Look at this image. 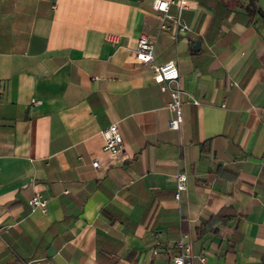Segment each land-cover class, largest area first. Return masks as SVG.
<instances>
[{"label":"crops","instance_id":"0c3cea01","mask_svg":"<svg viewBox=\"0 0 264 264\" xmlns=\"http://www.w3.org/2000/svg\"><path fill=\"white\" fill-rule=\"evenodd\" d=\"M152 2L0 0V264H167L181 232L207 264H264V0H176L186 32ZM140 33L178 67L179 129Z\"/></svg>","mask_w":264,"mask_h":264},{"label":"built area","instance_id":"2783aa9c","mask_svg":"<svg viewBox=\"0 0 264 264\" xmlns=\"http://www.w3.org/2000/svg\"><path fill=\"white\" fill-rule=\"evenodd\" d=\"M176 0H153L151 6L158 12L161 17L160 30L166 29V19H173L180 32H186L189 29L187 23L181 20L179 12L172 15L169 10ZM178 6L181 8L184 5V0H178ZM106 38L112 42L119 39V34L109 32ZM154 45L155 37L146 33H140L137 37V44L134 48V54L137 60L141 63H147L152 67L154 80L159 84L160 89L167 91L169 100L167 108L173 113L168 120V127L171 129H179L182 121V98L184 91L177 85V78L179 75L178 67L173 60L157 64L154 60ZM32 102L38 103L39 99H32ZM104 143L103 148L107 151L110 159H116L123 154L124 140L118 128V125L113 122L101 130ZM93 165L97 166L98 161H93ZM186 174L182 172L176 173V193L175 197L179 198V191L184 187V180ZM30 209L35 210L40 208L45 209L46 200L41 198L39 193H35L28 201ZM175 252H173L168 259L167 264H192V257L196 256L202 264L206 263V254L204 252L192 253V243L186 233L181 232L174 240ZM156 252V250H154Z\"/></svg>","mask_w":264,"mask_h":264}]
</instances>
